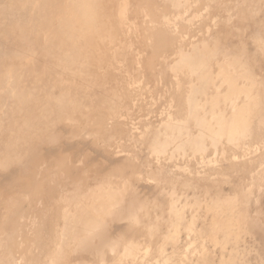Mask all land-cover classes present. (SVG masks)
Wrapping results in <instances>:
<instances>
[{
	"label": "rangeland",
	"instance_id": "obj_1",
	"mask_svg": "<svg viewBox=\"0 0 264 264\" xmlns=\"http://www.w3.org/2000/svg\"><path fill=\"white\" fill-rule=\"evenodd\" d=\"M63 1L0 0V264H264V0Z\"/></svg>",
	"mask_w": 264,
	"mask_h": 264
},
{
	"label": "bare ground",
	"instance_id": "obj_2",
	"mask_svg": "<svg viewBox=\"0 0 264 264\" xmlns=\"http://www.w3.org/2000/svg\"><path fill=\"white\" fill-rule=\"evenodd\" d=\"M43 1H44V0H43ZM66 1H67V0H64V1H63V2H64V3H66V5H67V7H66V6L64 7V10H65V12H68L70 9H72L71 7L73 6V4H72V3H70L69 1H67V2H69V3H70V5H69V3H67ZM45 2H47V3H48V2H49V0H48V1H46V0H45ZM45 2H44V3H45ZM47 3H46V5H47ZM64 3H63V4H64ZM71 5H72V6H71ZM62 6H63V5H62ZM62 9H63V8H62ZM59 12H60V11H59ZM65 12H64V14H63V15H65V14H66ZM63 15H62V16H63ZM59 16H60V15H59ZM42 19H43V18H42ZM42 19L40 18L39 20H42ZM181 80H182V79H181ZM173 91H174V90H173ZM180 94H181V92H180ZM35 149H36V148H35ZM33 153H34V152H33ZM7 207H8V206H7ZM9 230H10V229H9ZM20 235H21V234H20ZM35 240H36V239H35Z\"/></svg>",
	"mask_w": 264,
	"mask_h": 264
}]
</instances>
